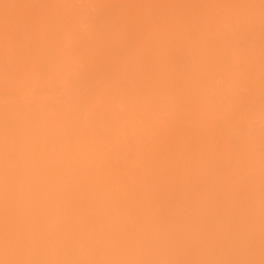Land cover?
<instances>
[{
  "label": "bare ground",
  "instance_id": "bare-ground-1",
  "mask_svg": "<svg viewBox=\"0 0 264 264\" xmlns=\"http://www.w3.org/2000/svg\"><path fill=\"white\" fill-rule=\"evenodd\" d=\"M256 167L264 0H0V264L228 262Z\"/></svg>",
  "mask_w": 264,
  "mask_h": 264
},
{
  "label": "rangeland",
  "instance_id": "rangeland-1",
  "mask_svg": "<svg viewBox=\"0 0 264 264\" xmlns=\"http://www.w3.org/2000/svg\"><path fill=\"white\" fill-rule=\"evenodd\" d=\"M126 8L125 7H121V11H124ZM95 12H93L92 14H94ZM94 17V16H93ZM92 18V17H91ZM95 18V17H94ZM67 19L68 18H65V20L67 21ZM97 21H98V19L97 18H95ZM95 19H93V20H95ZM91 21H92V19H90ZM89 20V22H90V24H95L94 26L96 27L97 26V29H98V24H96L97 23V21L95 20V22L94 21H92V23H91V21ZM89 22L87 21V23L88 24H86V25H90L89 24ZM99 23V22H98ZM85 24H81L79 27L81 28V29H83V30H85V31H87V29L88 30H92V26L93 25H91L89 28L88 27H86V25L84 26ZM82 26V27H81ZM84 26V27H83ZM94 26H93V28H94ZM101 26L104 28V26H107V27H105V28H108V27H110L107 23L106 24H101L100 23V27L99 28H101ZM87 28V29H86ZM91 28V29H90ZM94 29H96V28H94ZM98 30H100V29H98ZM102 31V33L104 34V35H107L108 33H110L111 32V28H108V31L106 30V29H101ZM103 30H105V31H103ZM104 32H108V33H104ZM241 42H242V40H241ZM240 43V42H239ZM239 43H238V46L239 47H242V46H244V43L242 42V43H240V45H239ZM243 44V45H242ZM76 53H80V52H76ZM75 54V53H74ZM73 54V55H74ZM78 54H76L75 56H73L72 58H78ZM80 56V55H79ZM81 56H83V55H81ZM95 61V60H94ZM97 61V60H96ZM95 61V62H96ZM99 61V60H98ZM98 61H97V67H98ZM91 62V61H90ZM90 62H89V64H90ZM100 62V61H99ZM100 63H102V62H100ZM99 63V64H100ZM104 64L102 63V65H99V67L98 68H102V69H104ZM81 73V72H80ZM79 76V75H78ZM76 77V79H72V80H74L73 81V83L76 81H79L80 79H81V76L82 75H80L79 77ZM98 75H97V73L94 75L93 74V76H91V78L92 77H95V78H98L97 77ZM101 76L99 75V78H100ZM71 79H69V81L71 80ZM93 79V78H92ZM72 80L69 82V81H65L66 83H64L65 85L66 84H68V87H70V86H72V84L73 83H71L72 82ZM93 80H95L94 82H100L99 80H101V79H93ZM193 80H195V81H198L199 82V84L200 83H203L204 81V83L205 84H207V83H209L210 82V80L208 79V76L207 77H202V78H199V77H196V76H193ZM81 81V80H80ZM79 81V82H80ZM102 81V80H101ZM75 82V83H76ZM70 83V84H69ZM58 84V83H57ZM54 85L53 86V90H52V94H50V95H52V96H56L59 100H60V97H61V99H62V96H63V94H65L64 96H63V99L62 100H67V99H69V98H67V97H69L70 96V94L69 93H73V89L71 88H67L66 86H64V84H60L59 83V87H58V85ZM67 89H66V88ZM66 90H65V89ZM45 91L47 90V89H44ZM43 90V91H44ZM56 90V91H55ZM65 90V91H64ZM71 90V91H70ZM59 92V94H58V92ZM62 91V92H61ZM70 91V92H69ZM55 92H57V94L55 93ZM66 92V93H65ZM69 92V93H68ZM62 95H61V94ZM68 93V94H67ZM54 94H56V95H54ZM57 95H59V96H57ZM68 95V96H67ZM67 98V99H66ZM61 100V101H62ZM235 184V191L234 192H236L237 194L238 193H240L241 191L242 192H245V191H248L249 190V192L250 193H248L249 194V197L250 196H253V194L254 195H256V196H258L259 197V199H260V201H261V203H260V206H261V208H262V210H261V214H260V218H258L256 221H255V223L252 225V228H250V230L248 231V233L247 234H238L239 236H235L236 238H234L233 237V243L235 242L236 243V245L238 246V248H237V246H235L234 247V251H235V254L233 253L234 251H232V253H233V255H232V257H235L237 254H239L238 252H243L245 255H246V257L247 258H249L250 260H259V261H264V174H263V172L261 171V169L260 168H250V169H246V170H244V171H242V172H240L237 176H236V181L233 183V185ZM234 187H232V189L234 188ZM224 188V187H223ZM238 190H241V191H239L238 192ZM245 235V236H244ZM235 245V244H234ZM188 246V245H187ZM239 247H240V249H239ZM183 248V247H182ZM186 249V248H185ZM188 249V248H187ZM242 249V250H241ZM181 251H182V249H180ZM190 250V249H189ZM180 251V252H181ZM185 251V250H184ZM237 251V252H236ZM244 251H247L246 253L244 252ZM183 253V254H182ZM182 253H181V257H183V255H186L185 257H184V259L185 258H187V257H189L190 255V251H189V253H188V251L186 250L185 252H183L182 251ZM187 253V254H186ZM180 255V254H179ZM180 257V258H181ZM231 257V260H229L228 262L227 261H224L223 263L222 262H217L216 261V263L217 264H226V262L229 264L230 262H231V264H234L233 262V258ZM188 259V258H187ZM186 259V260H187ZM215 260V259H214ZM181 261H183V258H182V260ZM208 261V260H207ZM185 262V261H184ZM209 262H210V260H209ZM208 262V263H209ZM245 262H247V263H254L255 261H245ZM183 263V262H182ZM186 263V262H185ZM207 263V264H208ZM212 264H213V260H212ZM235 264H237V261L235 262Z\"/></svg>",
  "mask_w": 264,
  "mask_h": 264
}]
</instances>
